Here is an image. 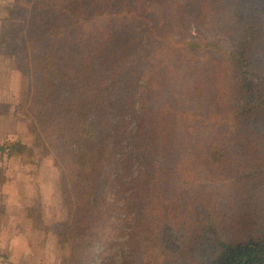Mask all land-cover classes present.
Masks as SVG:
<instances>
[{"label":"trees","instance_id":"1","mask_svg":"<svg viewBox=\"0 0 264 264\" xmlns=\"http://www.w3.org/2000/svg\"><path fill=\"white\" fill-rule=\"evenodd\" d=\"M22 1L23 32L1 35L0 51L31 80L34 132L59 144L70 216L53 230L67 264L114 239L123 264H162V229L189 238L208 186L203 264H264V227L234 219L253 189L236 185L240 165L264 143V0Z\"/></svg>","mask_w":264,"mask_h":264},{"label":"rangeland","instance_id":"2","mask_svg":"<svg viewBox=\"0 0 264 264\" xmlns=\"http://www.w3.org/2000/svg\"><path fill=\"white\" fill-rule=\"evenodd\" d=\"M26 5L24 1L21 3L20 0H0V18L3 22L0 34L15 35L17 32H23L24 19L21 15L26 13L23 11L27 8ZM193 31L196 34V28ZM212 37H218L227 45L226 40L220 35ZM9 61L20 68L15 55L9 54ZM30 88L31 80L28 75L23 74L22 85L14 91L15 99L10 101L7 108L4 109H11L14 112L12 119L16 124V129L14 128V133L10 134L9 142L0 146V151L4 152V148H8L6 153L10 163L6 168L10 170L9 179L12 181L11 184L14 183L12 187L16 185L22 187L23 185V188L21 190V188L10 187L9 194L3 193L0 196V213L6 214V205L8 204L9 210L13 214L3 216L4 219L1 218L0 255H6L10 264H67L65 258L68 255L64 254L63 246L57 243V236L53 230L55 224L67 220L70 216V207L65 204L61 196V175L64 167L56 154L59 144L53 143L56 146L53 150L44 146L43 138L40 133L37 135L34 132L35 129L27 116L26 107ZM10 124L9 119L0 123L3 129H9ZM14 143L16 149H13ZM260 145V149L258 144L252 145L251 148L254 147L255 151L252 152L243 167L241 164L239 168L244 176L236 185L241 188L244 183H249L248 185L253 189L250 193L249 207L235 206L234 219H238L235 222V225H238L235 227L236 230L245 226V230L248 231L249 225L264 227V143ZM13 158L15 162L11 163ZM192 179L193 177L189 176L187 181ZM216 190L213 187H205V193L201 196L209 198L207 192L215 193ZM106 194L108 201H113L114 193L106 191ZM202 199L195 203L193 216L188 217V222L192 226H185L186 230L184 231L186 232L188 229L189 238L182 233L176 235L178 229L176 226L172 228L175 231L169 232L168 228L162 229L161 233L166 236L161 239L168 247L166 261L169 264H203L211 256L214 249L204 247L202 254L196 244L198 249L196 252L193 240L196 232L198 235L200 232H207V230H203L199 218L200 209L206 207L201 205ZM214 200L215 198L210 197V204H213ZM238 217H243V220ZM114 221L118 224L117 219ZM232 235L231 231L227 237L230 238ZM113 242L118 243V246H115L113 250H108L101 258L98 255L104 251V247L103 245L96 246V255L91 257L89 264H123V259L128 255V252L121 250L119 245L121 240L114 239ZM110 251H114V254H111ZM105 255L109 258H106ZM166 261H162V264H165Z\"/></svg>","mask_w":264,"mask_h":264},{"label":"crops","instance_id":"3","mask_svg":"<svg viewBox=\"0 0 264 264\" xmlns=\"http://www.w3.org/2000/svg\"><path fill=\"white\" fill-rule=\"evenodd\" d=\"M2 24H3L2 18H0V31L2 30L1 29ZM1 35L3 34H0V36ZM22 81H23V74H22L21 69L16 67L14 63H10L9 54L3 53L0 51V123L7 121L8 119L10 120V123H11L9 129L8 128L3 129V126L0 125V146L1 147L7 144L6 142H9V137L14 133V128L16 129V124L12 119V115H14V112H12L11 109L10 110H4V109L7 108V106L9 105L8 103L10 101H13L15 99L14 91L18 89L19 86L22 85ZM5 148H4V152L0 151V196L3 195V193L5 195L9 194L10 187L13 189L21 188V190L23 188V185L22 187L17 186V185L12 187L14 183L11 184L12 181H10L9 179L10 170L6 168L8 163H10L9 157L7 158V153H6V150H8V148L6 149ZM9 155H12V154H9ZM12 162H15L14 158L11 159V163ZM6 207H7L6 214L2 215L0 213L1 215L0 223H1V218L4 219L3 216L12 214V211L9 210L8 204L6 205ZM0 264H10L7 261L6 255L4 256L0 255Z\"/></svg>","mask_w":264,"mask_h":264}]
</instances>
